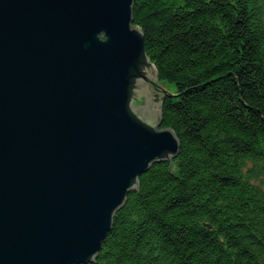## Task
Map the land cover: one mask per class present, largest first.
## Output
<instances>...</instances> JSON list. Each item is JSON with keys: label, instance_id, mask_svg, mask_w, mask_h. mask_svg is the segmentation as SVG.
<instances>
[{"label": "water", "instance_id": "obj_1", "mask_svg": "<svg viewBox=\"0 0 264 264\" xmlns=\"http://www.w3.org/2000/svg\"><path fill=\"white\" fill-rule=\"evenodd\" d=\"M135 0H0V264L93 262L180 140Z\"/></svg>", "mask_w": 264, "mask_h": 264}, {"label": "trees", "instance_id": "obj_2", "mask_svg": "<svg viewBox=\"0 0 264 264\" xmlns=\"http://www.w3.org/2000/svg\"><path fill=\"white\" fill-rule=\"evenodd\" d=\"M133 14L180 152L140 176L81 264H264V0H135Z\"/></svg>", "mask_w": 264, "mask_h": 264}]
</instances>
